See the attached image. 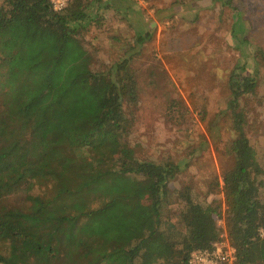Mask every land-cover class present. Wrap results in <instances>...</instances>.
Instances as JSON below:
<instances>
[{
  "label": "trees",
  "instance_id": "1",
  "mask_svg": "<svg viewBox=\"0 0 264 264\" xmlns=\"http://www.w3.org/2000/svg\"><path fill=\"white\" fill-rule=\"evenodd\" d=\"M112 1L67 0L55 12L48 0H0V198L22 191L27 202L0 206V261L45 241L53 264H185L191 249L209 247L223 232L232 264H264L262 169L239 103L254 91V77L241 63L227 76L236 134L227 143L232 165L220 174L223 211L183 187L176 194L185 233L173 238L160 211L178 166L137 159L124 142L125 107L136 101L129 51L150 38L149 29L133 28L132 47L105 70L92 68L79 39ZM46 90L54 97L37 106ZM36 184L49 193H31Z\"/></svg>",
  "mask_w": 264,
  "mask_h": 264
},
{
  "label": "rangeland",
  "instance_id": "2",
  "mask_svg": "<svg viewBox=\"0 0 264 264\" xmlns=\"http://www.w3.org/2000/svg\"><path fill=\"white\" fill-rule=\"evenodd\" d=\"M127 3V11L115 0L109 3L112 7L97 9L98 21H91L79 39L92 68L105 70L132 47L133 28L149 29L150 38L129 51L136 101L125 107L129 126L124 142L137 159L178 166L168 181L170 194L160 211L162 221L173 225L172 237L185 233L179 220L182 201L176 194L183 187L194 201L219 203L224 209L220 174L232 165L227 143L236 134L226 109L227 76L237 63L245 66V73L256 83L239 103L243 129L262 169L258 199L264 204V0ZM53 97L54 92L46 90L36 105ZM41 127L49 124L43 120ZM30 192L48 194L49 186L36 184ZM0 206L24 209L27 202L18 191L0 198ZM216 224L221 226V219ZM47 244L40 241V248L35 249L20 245L11 259L0 264H53L56 257L45 250Z\"/></svg>",
  "mask_w": 264,
  "mask_h": 264
},
{
  "label": "built area",
  "instance_id": "3",
  "mask_svg": "<svg viewBox=\"0 0 264 264\" xmlns=\"http://www.w3.org/2000/svg\"><path fill=\"white\" fill-rule=\"evenodd\" d=\"M52 11L62 10L67 0H48ZM219 225V221L217 222ZM234 249L226 240L224 233L209 247L194 248L188 252L185 264H232Z\"/></svg>",
  "mask_w": 264,
  "mask_h": 264
}]
</instances>
